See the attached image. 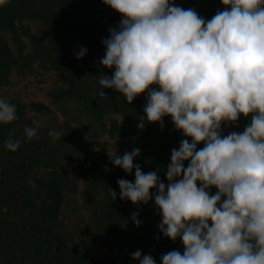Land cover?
<instances>
[{
	"label": "trees",
	"instance_id": "1",
	"mask_svg": "<svg viewBox=\"0 0 264 264\" xmlns=\"http://www.w3.org/2000/svg\"><path fill=\"white\" fill-rule=\"evenodd\" d=\"M175 4L194 8L206 19L225 8L221 0ZM120 20L121 14L103 0H7L0 6V98L16 106L18 117L0 124V264H140L131 255L137 250L162 264L163 254L183 253L182 241L158 228L162 217L154 200L137 205L120 199L117 181L135 182V169L128 174L109 159L111 150L123 156L139 148L134 164L144 173L156 171L167 184L172 150L183 139L191 142L170 116L163 128L146 120L147 93L131 104L112 88L102 89L105 98L98 96L97 78L114 71L99 63L106 52L102 40ZM81 48L88 52L78 59ZM39 83L46 87L48 103L26 96L24 89ZM54 107L70 110L68 116L79 122L56 125ZM142 118L143 129L137 126ZM34 119L42 126L28 140L24 129L34 127ZM248 123L250 117L241 115L236 124L224 126L223 134L242 132ZM52 129L65 135L53 143ZM10 130L21 141L17 151L5 147ZM203 147V142L197 145ZM109 189L117 193L115 200ZM79 196L86 197L77 204ZM133 213H139L140 226Z\"/></svg>",
	"mask_w": 264,
	"mask_h": 264
},
{
	"label": "clouds",
	"instance_id": "2",
	"mask_svg": "<svg viewBox=\"0 0 264 264\" xmlns=\"http://www.w3.org/2000/svg\"><path fill=\"white\" fill-rule=\"evenodd\" d=\"M103 2L121 20L102 40L106 52L99 63L114 71L97 78L98 96L112 88L131 104L147 93L146 120L163 128L170 116L191 137L172 150L167 184L156 171L144 173L134 164L139 148L123 156L109 151L114 165L128 174L135 169V182L117 181L120 199L137 205L154 200L160 231L182 241L183 253L163 254L162 264H264V0H221L225 8L211 19L175 0ZM6 3L0 0V6ZM241 115L250 123L224 135V126ZM17 119L16 106L0 98V124ZM33 125L25 126L28 140L42 126L35 119ZM137 126L145 127L143 118ZM14 132L5 141L10 151L21 147ZM48 135L55 143L65 133L52 129ZM109 192L115 200V190ZM138 215L132 220L140 226ZM131 255L140 264H157L140 250Z\"/></svg>",
	"mask_w": 264,
	"mask_h": 264
},
{
	"label": "rangeland",
	"instance_id": "3",
	"mask_svg": "<svg viewBox=\"0 0 264 264\" xmlns=\"http://www.w3.org/2000/svg\"><path fill=\"white\" fill-rule=\"evenodd\" d=\"M32 29L33 30H37V25H35L34 23H32ZM25 49H28V45L26 46ZM32 75V74H29V76ZM40 77H43L41 75H39ZM51 77H49L47 79V81L44 83V85L47 87V85H50L51 84ZM21 85V83H20ZM39 86H36V85H29L27 89H24L26 92H27V97H30V98H35V99H38V100H42L43 102L45 103H48L49 102V97L46 96V92H45V88L43 87V83H39L38 84ZM29 113H31V111L29 110ZM68 114H72L71 111L69 110V112L67 111L66 113H64L63 111H61L60 109L54 107V112L53 114H51V116H53L54 118V123L57 125L59 123H62L64 121H68V122H71L72 124L76 125L79 120H74L72 119L71 117L68 116ZM100 137L102 139H107L108 136L105 134V133H101L100 134ZM109 139V138H108ZM112 151V150H111ZM97 152H100V149H97ZM86 197V196H85ZM84 196H79L78 199L76 200L77 204L80 203V201L82 199L85 198ZM83 211V209H82ZM88 211L85 212V217L88 216ZM68 222V220L66 221ZM70 222V221H69Z\"/></svg>",
	"mask_w": 264,
	"mask_h": 264
}]
</instances>
